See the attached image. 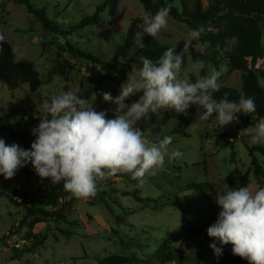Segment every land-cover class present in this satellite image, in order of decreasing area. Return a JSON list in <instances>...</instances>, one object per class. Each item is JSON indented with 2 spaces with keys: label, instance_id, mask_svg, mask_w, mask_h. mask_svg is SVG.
I'll list each match as a JSON object with an SVG mask.
<instances>
[{
  "label": "rangeland",
  "instance_id": "1",
  "mask_svg": "<svg viewBox=\"0 0 264 264\" xmlns=\"http://www.w3.org/2000/svg\"><path fill=\"white\" fill-rule=\"evenodd\" d=\"M101 1L33 0V4L43 7L49 18L68 26L82 16L92 14ZM142 13L139 0H119L114 16L104 11L92 24L71 34H45L26 6L13 0H0V33L15 52L32 61L42 81L36 93H30L25 84L11 91L0 82V116L10 115L15 129L30 133L40 121L44 101L65 91H76L79 87L85 90V98L92 92L97 93L93 103L97 111L112 112L115 106L105 103L101 94L110 92L113 97L117 96L114 83L104 79L95 91L97 78L107 72L100 71L94 62L84 65L83 59L69 53L70 46L112 61L114 47L122 40L131 19ZM189 31L184 23L169 16L167 28L156 38L174 45L180 40L188 41ZM40 40L44 46L39 44ZM192 47L202 54L208 52L207 47L199 42L193 43ZM193 62L188 52L180 79L196 82L213 69V63H208L201 72H194L191 69ZM221 67L225 70L220 85L239 88L241 71H230L226 62H221L219 69ZM257 67L264 69V63L260 61ZM137 68L133 64L129 72ZM258 81L264 87V73L258 76ZM139 95L129 97L125 103L135 102ZM217 123L215 115L207 121L201 120L198 111L197 120L186 127L185 134L169 135L173 137L169 150L182 151V157L170 162L166 158L156 175H147L143 183L132 179L129 173L112 175L99 186L106 195H98L95 199L73 196L65 220L37 223L31 232L26 224L21 223L20 209L0 195V264H98V259L114 254L145 261L169 236H172L174 249H184L189 258L185 264H212L213 251L208 242L181 230L185 219H190L196 207L199 208L204 201L201 193L189 188L190 183L205 185L211 196V185L215 191L223 190L224 184L229 188L237 184L241 187L258 185L252 172L246 174L250 160L246 142L254 144L252 134L260 122L249 125L245 134L240 133L238 122L223 127H217ZM156 125L159 132L153 138L145 134L147 142H157L169 128L170 120L164 110L157 117ZM255 144L264 147V143ZM256 156L263 165L264 157L259 153ZM18 177L22 181L20 173ZM22 184L25 185L23 181ZM136 188L139 195L149 199L148 202L123 194ZM182 209L186 211L185 217L181 214ZM131 264L145 263L134 261Z\"/></svg>",
  "mask_w": 264,
  "mask_h": 264
},
{
  "label": "clouds",
  "instance_id": "2",
  "mask_svg": "<svg viewBox=\"0 0 264 264\" xmlns=\"http://www.w3.org/2000/svg\"><path fill=\"white\" fill-rule=\"evenodd\" d=\"M171 6L160 8L154 15L145 11L142 16L143 31L138 34L139 46L143 47V34L155 38L167 28ZM203 28L189 31L185 43L187 50L193 40H199ZM5 36L0 33V41ZM210 43V42H209ZM23 56L17 53L14 62ZM183 54L174 47L168 48L157 60L145 57L142 66L127 74L115 97L103 92L102 100L114 105L111 109L97 111L93 103L97 93L84 97V89L65 91L42 103V115L38 125L30 130L34 137L29 149L0 138V176L13 178L16 173L31 163L40 178H48L53 186L61 184L75 198H93L100 184L117 173H129L140 183L147 175H156V170L167 160L183 156L177 149L169 150L173 137L165 136L157 142H147L143 131L137 127L142 119L159 116L162 110L184 114L192 106H198L199 118L209 120L215 115L217 127L238 122L239 115L256 111L252 97L229 100L225 93L219 100L214 93L220 90V77L224 67L211 69L208 75L196 82L180 79ZM204 60H196L191 69L201 72ZM139 98L131 103L132 96ZM90 101V102H89ZM252 142L264 143V120L256 126ZM216 191L215 203L219 212L207 235L214 238L209 244L216 257L222 255L219 245L231 244L232 254L247 260L248 264H264V185L229 188L226 184Z\"/></svg>",
  "mask_w": 264,
  "mask_h": 264
},
{
  "label": "trees",
  "instance_id": "3",
  "mask_svg": "<svg viewBox=\"0 0 264 264\" xmlns=\"http://www.w3.org/2000/svg\"><path fill=\"white\" fill-rule=\"evenodd\" d=\"M139 1L143 6V13L147 10L154 15L160 8L170 5L169 16L173 20L184 23L189 30L203 28L205 31L199 40L191 42L187 50H185L187 41L180 40L174 45H169L148 34L142 35L143 47H141L138 43V34L143 31L144 26L142 13L131 19L122 40L114 47L112 61L102 60L83 48L70 46L69 53L73 57L83 59L84 65L94 62L100 71L107 72V75L97 78L95 91L99 89L104 79H109L114 83L116 92L119 94L121 83L126 80L131 65L141 67L145 57L157 61L164 51L174 47L177 53L183 54L184 63L189 52L193 61L202 59L205 65L213 63V68L216 69H219L221 62H226L230 71H241L239 88L221 85L220 90L214 93L216 100L221 99L225 93L228 94L229 100H238L242 96L254 98L256 111L248 115L238 114L237 125L241 134L247 132L249 125L264 120V87L258 81V76L264 73V69L257 67L260 61L264 63V0ZM13 2L26 6L28 12L41 24L45 34L57 32L71 34L92 24L101 12L107 11L109 16H114L119 0H102L92 14L84 15L78 22L68 26L49 18L43 7L34 6L33 0H13ZM195 42L205 45L208 52L202 54L195 51L192 47ZM39 44L44 46L42 40ZM16 54L17 52L9 42L0 41V82L11 91L25 84L30 93H36L42 83L37 70L32 61L25 57L20 62H14ZM65 66L69 67L66 63ZM164 111L170 120V125L161 139L170 134H185L186 127L194 123L198 117L195 106L187 109L184 114L175 113L172 110ZM25 112L30 115L29 111ZM107 114L109 118H112L113 112L108 111ZM156 120L157 116H152L151 119H142L136 126L143 131L144 135L148 133L153 138L159 132ZM0 138L4 139L6 144L16 143L25 149L30 148L34 139L29 132L15 129L10 115L0 116ZM246 148L250 158L246 174L252 172L258 185H264V164L262 165L256 156V153H259L264 157V147L246 142ZM231 153L234 155V151ZM19 173L25 185L20 181ZM211 187L213 196L207 194L205 185L190 183L189 188L201 193L204 201L199 208L196 207L190 219H185L181 227L186 234L202 238L208 244L213 243L214 238L207 235L206 229L215 222L219 212L215 203L216 191L213 185ZM106 194L99 189L97 195L89 199ZM123 194L131 195L135 200L143 203L149 201L147 197L139 195L137 188ZM0 195H4L11 205L20 209L21 223L26 224L29 232L37 223L47 220L56 222L65 220L69 203L74 200L73 195L63 189L62 182L53 186L48 178L42 179L35 173L31 163L20 169L13 178L6 180L0 176ZM181 214L185 217L186 211L182 209ZM216 243L218 247H222L223 251L220 257H216L213 253L212 264H248L247 260L232 254L231 244L221 246L218 241ZM134 259L114 254L98 259V264H131L134 261L145 264H185L189 258L184 254V249L172 247V236H169L161 241L149 259L145 261Z\"/></svg>",
  "mask_w": 264,
  "mask_h": 264
}]
</instances>
